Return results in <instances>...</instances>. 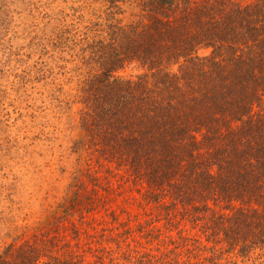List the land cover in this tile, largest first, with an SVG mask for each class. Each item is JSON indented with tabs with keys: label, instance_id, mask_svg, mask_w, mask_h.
Returning a JSON list of instances; mask_svg holds the SVG:
<instances>
[{
	"label": "trees",
	"instance_id": "trees-1",
	"mask_svg": "<svg viewBox=\"0 0 264 264\" xmlns=\"http://www.w3.org/2000/svg\"><path fill=\"white\" fill-rule=\"evenodd\" d=\"M91 1L65 31L86 69L79 129L157 211L124 225L122 264H264V0ZM69 247L13 238L0 264H97Z\"/></svg>",
	"mask_w": 264,
	"mask_h": 264
},
{
	"label": "rangeland",
	"instance_id": "rangeland-1",
	"mask_svg": "<svg viewBox=\"0 0 264 264\" xmlns=\"http://www.w3.org/2000/svg\"><path fill=\"white\" fill-rule=\"evenodd\" d=\"M92 7L91 0H0V251L13 238L57 239L86 262L122 264L126 244L134 247L121 239L124 225L134 229L157 212L143 206L140 184L124 169L89 159L79 129L73 99L86 69L65 31L81 32L78 16ZM118 18L135 17L128 10ZM71 207L70 219H58ZM131 238L144 244L137 233Z\"/></svg>",
	"mask_w": 264,
	"mask_h": 264
}]
</instances>
